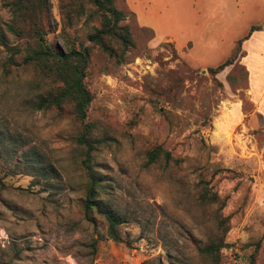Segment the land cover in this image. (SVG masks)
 <instances>
[{
    "label": "rangeland",
    "instance_id": "1",
    "mask_svg": "<svg viewBox=\"0 0 264 264\" xmlns=\"http://www.w3.org/2000/svg\"><path fill=\"white\" fill-rule=\"evenodd\" d=\"M113 4L132 45L121 60L90 47L83 123L96 140L99 198L125 220L118 240L83 210V123L71 105L35 108L52 86L28 67L0 66V264H264V125L247 98L249 81L264 83V0ZM8 19L0 0V23ZM93 23L68 35L84 40ZM154 146L169 158L147 163ZM221 225L227 244L212 263L197 248Z\"/></svg>",
    "mask_w": 264,
    "mask_h": 264
},
{
    "label": "trees",
    "instance_id": "2",
    "mask_svg": "<svg viewBox=\"0 0 264 264\" xmlns=\"http://www.w3.org/2000/svg\"><path fill=\"white\" fill-rule=\"evenodd\" d=\"M1 3L9 13L8 21L0 23V46L5 52L0 61L3 73H8L10 67H28L41 83L52 86L37 98L35 108L54 107L59 110L70 104L74 118L83 123L93 97L84 83L90 47L121 60L123 51L132 45L127 26L119 24L124 17L123 12L114 6L113 0H57L58 21H55L50 13L49 0H1ZM48 19L51 20L52 31H55L49 42L44 40ZM79 20L94 22L86 33L85 41L71 38L67 32ZM7 34L15 41L9 42ZM231 61L227 58L214 67H207V71L217 73ZM82 125V131L75 140L83 147L82 165L87 179L82 198L83 210L85 214L91 211L100 213L107 222L108 236L117 241L115 226L125 220L112 207L102 204L99 198L103 180L96 176L90 157L96 140L89 135V124ZM160 153L169 158L166 151L154 146L147 151L146 162H153ZM225 218L222 217L219 224H224ZM225 231L226 227L222 226L219 237H212L197 248L212 263L218 262L219 250L227 244L223 240Z\"/></svg>",
    "mask_w": 264,
    "mask_h": 264
},
{
    "label": "crops",
    "instance_id": "3",
    "mask_svg": "<svg viewBox=\"0 0 264 264\" xmlns=\"http://www.w3.org/2000/svg\"><path fill=\"white\" fill-rule=\"evenodd\" d=\"M137 17H138V19H140L139 15H137ZM141 23H142V21H141ZM262 29H264V27ZM259 32H260V30L259 31L253 30L249 34L248 38L250 36L253 37V36L257 35ZM165 37L172 40V38L170 36H165ZM165 37L163 36L162 38H165ZM252 82L250 83V81H249L248 89H247V98L252 105V112L250 113V117H253V119H254V116H255L257 118V120L260 122V124L264 125V83L261 82L262 85L259 86L257 83H252Z\"/></svg>",
    "mask_w": 264,
    "mask_h": 264
}]
</instances>
